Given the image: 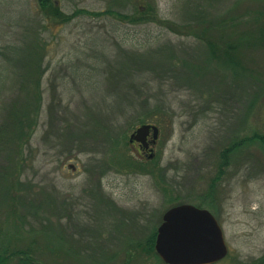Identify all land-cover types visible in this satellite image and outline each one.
Masks as SVG:
<instances>
[{
    "label": "rangeland",
    "instance_id": "374dc122",
    "mask_svg": "<svg viewBox=\"0 0 264 264\" xmlns=\"http://www.w3.org/2000/svg\"><path fill=\"white\" fill-rule=\"evenodd\" d=\"M52 1L66 15H134L136 0ZM207 1L156 0L158 21L130 26L86 14L54 25L38 0H0V125L34 95L19 53L41 37L47 47L32 158L0 204V264H18L32 243L41 264H159L156 251L127 254L182 204L218 219L229 253L217 264H264V143L221 170L225 149L264 137V0ZM196 22L200 39L171 31ZM236 46L241 62H223ZM144 124L160 130L152 160L130 143Z\"/></svg>",
    "mask_w": 264,
    "mask_h": 264
},
{
    "label": "trees",
    "instance_id": "16d2710c",
    "mask_svg": "<svg viewBox=\"0 0 264 264\" xmlns=\"http://www.w3.org/2000/svg\"><path fill=\"white\" fill-rule=\"evenodd\" d=\"M150 1H151L150 3L146 2V0L143 1L136 0L135 2L128 1V4L125 9H127L128 7L135 8L134 15L125 13V10L123 12L114 10L111 7H107L106 9L101 10L99 12H94V11L88 12V11L80 10L70 15H66L62 12L59 6L57 7L53 6L54 2L52 0H38L42 12L45 14V17L47 16L51 21L52 20L55 21V22L53 21L51 22L54 25H57L58 22L71 23L75 18L83 15L85 16L86 14L91 18H98L100 20L105 18L118 19L120 22H124L125 25H130V26L143 24L146 21H156V20L158 21V18L156 17V13H155L156 0H150ZM185 1H187L188 4V3H192L194 0H185ZM215 1L216 0H213V2ZM209 2L210 0L202 3L208 4ZM119 5L122 6V0L119 1ZM138 6L140 7L138 8ZM194 20H203L202 22H205L203 18H198V19L194 18L192 21ZM196 25L197 26H195L192 23L186 24L184 32L173 29L171 31L172 32L174 31L176 33H183L186 34L187 36L190 35L196 36L200 39L201 35L198 28L200 22H196ZM115 29L116 32H119V28H115ZM249 43L250 42H242L241 44L247 45ZM33 44H34L33 46L28 45V48L25 51V53L24 52H21V54L19 53V58L16 61L17 65H20L21 67L22 66L27 67L26 69L28 70L29 77L26 78V82L23 85L25 86L24 89L29 87L28 91L31 89V87H33L32 93L34 95L32 97V100L30 102L26 101L24 103H12L10 105L11 109L8 112L9 116L6 117L5 120L3 121V124L0 125V204L4 202V198L6 197V194H8L10 190L11 191L20 190L21 186L19 185V180L24 171V166L25 165L27 166L28 158H32V148H31L32 137L35 131L37 130V128L41 125L40 109H41L42 101H40L38 105H33L32 103L34 101H38L40 97L38 99L37 96L39 95V93H42L43 79L47 71L46 68L44 67V55H45L44 52L46 51L47 47L42 37L39 38ZM166 47H164V49ZM232 49H234V47H232ZM236 50L237 53L228 54L227 56L230 57L222 61L225 62L226 64L234 65L233 62L234 57H237V61L239 58V62H241V58L239 56L240 51L238 46H236ZM211 52L213 53V55H218V49L216 47H213L212 45H211ZM12 61L13 60H10V62ZM237 65L241 66V64H237ZM0 67L2 68L1 65ZM40 96L42 97V94H40ZM144 106L148 109H151L153 107L150 98L146 100ZM54 107H55L54 105H51V110L49 114L50 122H52L51 118H54L52 113ZM58 107L61 108L62 104H59ZM66 111L67 110H65V112ZM58 113L60 114V116H62L61 109H58ZM43 125H45V123ZM255 139H260L261 142L264 143V137L255 134L250 138L243 139L242 141L236 143L232 148L229 147L225 149V151L222 153L223 163L221 165V170L223 169L224 166L229 165L231 155L232 153H234L235 150L244 147L246 143L251 142ZM147 164L150 165L152 164V162H148ZM153 170L154 169L150 170V172H153ZM146 171H147L146 168H144V172ZM11 199L14 198L11 197ZM156 235L157 232L155 234H152V236H150V238L147 240V242L144 245H137L136 247L132 248L130 250L131 252L127 254L131 256L130 259L132 260V258L134 259L136 257L140 259L141 258L140 256H143V253L145 255L154 253ZM34 244L35 243H32V245L28 246V251H25L23 249L16 251L15 254L19 256L18 264H41L40 259L33 256L32 251L34 250V247H36L34 246ZM94 252H99V251L94 250L93 257L96 256V253ZM0 258L6 260V258L2 256ZM103 258L105 259V257ZM262 260H264V256ZM160 261L161 263L159 264H165L164 262H162L161 259ZM123 264H129V260L124 262Z\"/></svg>",
    "mask_w": 264,
    "mask_h": 264
},
{
    "label": "water",
    "instance_id": "95a60500",
    "mask_svg": "<svg viewBox=\"0 0 264 264\" xmlns=\"http://www.w3.org/2000/svg\"><path fill=\"white\" fill-rule=\"evenodd\" d=\"M151 131L156 141L160 131L151 124L140 126L132 140L147 146ZM155 249L166 264H216L229 253L218 219L210 211L191 204L178 205L164 214Z\"/></svg>",
    "mask_w": 264,
    "mask_h": 264
},
{
    "label": "flooded vegetation",
    "instance_id": "af4514ba",
    "mask_svg": "<svg viewBox=\"0 0 264 264\" xmlns=\"http://www.w3.org/2000/svg\"><path fill=\"white\" fill-rule=\"evenodd\" d=\"M147 143H148V145H151L152 143H153V137H152V134H150L149 136H148V138H147ZM132 145H133V147L135 148V150H137V152H138V154H139V156L141 157V158H145V157H148V159H150V160H152L155 156H151L152 155V153H148L147 154V152H149V151H151L150 149H147L145 146V148H142V147H140V145H139V147H137L136 146V142L135 143H132Z\"/></svg>",
    "mask_w": 264,
    "mask_h": 264
}]
</instances>
